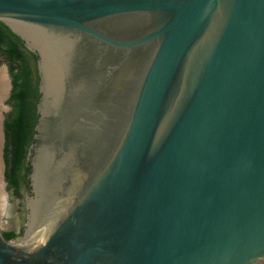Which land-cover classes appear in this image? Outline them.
<instances>
[{
  "label": "water",
  "instance_id": "1",
  "mask_svg": "<svg viewBox=\"0 0 264 264\" xmlns=\"http://www.w3.org/2000/svg\"><path fill=\"white\" fill-rule=\"evenodd\" d=\"M0 21L40 76L0 264H264V0H0ZM19 27L64 58L54 97Z\"/></svg>",
  "mask_w": 264,
  "mask_h": 264
},
{
  "label": "trees",
  "instance_id": "2",
  "mask_svg": "<svg viewBox=\"0 0 264 264\" xmlns=\"http://www.w3.org/2000/svg\"><path fill=\"white\" fill-rule=\"evenodd\" d=\"M23 43L0 21V52L3 56L0 65H8L15 86L13 94L15 107L7 122V145L11 148L7 147L5 151L6 178L10 186L16 190L22 181L27 184L29 182L26 177L30 171V164L25 163V159L30 146L34 143L35 126L38 121L37 104L40 98L37 87L33 86L30 55L23 49ZM31 56L35 61L38 60L37 55ZM22 170L25 172L24 175ZM4 236L9 241L15 238L12 232L5 233Z\"/></svg>",
  "mask_w": 264,
  "mask_h": 264
},
{
  "label": "flooded vegetation",
  "instance_id": "3",
  "mask_svg": "<svg viewBox=\"0 0 264 264\" xmlns=\"http://www.w3.org/2000/svg\"><path fill=\"white\" fill-rule=\"evenodd\" d=\"M23 42H24L23 49L26 51L27 54L30 55V66L33 74V86L37 87L39 93L40 76L38 69V60L35 61L33 56H31L32 54L34 55L37 54L32 52L27 47L25 41ZM2 60H3V56L0 52V61ZM0 79H3L2 80L3 88L1 91L2 94L0 95V185H2V187L6 191L7 194L6 215H10L9 216L10 218H8L10 220L9 223L7 225L5 224L7 229L5 230L0 229V232L3 234V236L5 233H10V232L14 233L15 238L11 241L17 243L25 235V231L27 229V223H28V216L30 212L29 202L34 197V192L30 178V171L26 177L27 181H29L28 184L22 181L19 187L17 188V190L10 186L6 178L7 165L5 161V151L7 147L8 149L11 148L7 145V136H6L7 122L10 120L11 114L13 113L15 107V101L13 100L15 86L13 83L12 76L10 74V69L7 64L0 65ZM30 158L31 156H30V148H29L28 154L25 159V163L30 164ZM24 173H25L24 170H22V175H24ZM2 199L4 198L2 197L0 198V203H1L0 207L5 206V202ZM0 210L2 211L1 208ZM4 238L6 239L5 236Z\"/></svg>",
  "mask_w": 264,
  "mask_h": 264
},
{
  "label": "bare ground",
  "instance_id": "4",
  "mask_svg": "<svg viewBox=\"0 0 264 264\" xmlns=\"http://www.w3.org/2000/svg\"><path fill=\"white\" fill-rule=\"evenodd\" d=\"M19 29L37 46H40L45 54H46V61H45V73L47 75V86L49 90V94L53 97L59 93V87H60V79L64 74L63 67L64 64V58L61 56L58 57L57 52L55 51V46H51L49 40H51L47 34L42 33L40 31L30 30L29 28L19 27ZM55 40V38L53 37ZM56 43V42H55ZM55 45V44H54ZM63 72V73H62ZM2 78V77H1ZM3 79H0V95L2 94V88H3ZM4 82V81H3ZM2 98V97H1ZM40 187H43V183H40ZM44 190V187L43 189ZM2 192V191H1ZM43 193V191H42ZM44 194V193H43ZM2 195V194H0ZM42 202L44 201V198L42 196ZM60 204V201L52 203L49 205L52 209H56L55 213H59L60 209L58 208ZM46 206L42 205V203H35L32 205L33 210V223H40L42 226H44V230H46L50 224L53 222V215L46 218L45 216H42L43 212H41L42 209H44ZM44 211V210H43ZM42 214V215H41ZM42 236V233L38 235V237Z\"/></svg>",
  "mask_w": 264,
  "mask_h": 264
},
{
  "label": "rangeland",
  "instance_id": "5",
  "mask_svg": "<svg viewBox=\"0 0 264 264\" xmlns=\"http://www.w3.org/2000/svg\"><path fill=\"white\" fill-rule=\"evenodd\" d=\"M0 193L2 194V195H0V198L1 197L4 198L2 200L5 202V206L4 207L3 206L0 207L2 209V211L0 210V229L5 230V229H7L5 224L7 225L9 223V221H10L8 219V218H10L9 217L10 215H6L7 194H6L5 189L2 187V185H0Z\"/></svg>",
  "mask_w": 264,
  "mask_h": 264
}]
</instances>
